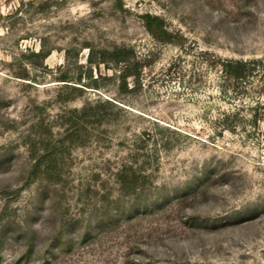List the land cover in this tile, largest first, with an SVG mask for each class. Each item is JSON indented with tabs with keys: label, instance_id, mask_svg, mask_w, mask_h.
<instances>
[{
	"label": "rangeland",
	"instance_id": "374dc122",
	"mask_svg": "<svg viewBox=\"0 0 264 264\" xmlns=\"http://www.w3.org/2000/svg\"><path fill=\"white\" fill-rule=\"evenodd\" d=\"M219 58L264 62V0H0V264H264V88Z\"/></svg>",
	"mask_w": 264,
	"mask_h": 264
},
{
	"label": "trees",
	"instance_id": "16d2710c",
	"mask_svg": "<svg viewBox=\"0 0 264 264\" xmlns=\"http://www.w3.org/2000/svg\"><path fill=\"white\" fill-rule=\"evenodd\" d=\"M145 26L149 33L163 42H174L172 32L166 27L165 20L161 16L148 15ZM135 51L129 47H115L102 51L99 63L109 61L122 64L119 77L122 81L121 89H127L126 80L137 73L140 61L135 60ZM135 60V61H134ZM92 62V60H91ZM219 69V76L223 83L234 92L243 90L258 93L264 88V62L258 59H218L215 62ZM256 78L258 84L252 83ZM262 81V82H261ZM260 83V84H259Z\"/></svg>",
	"mask_w": 264,
	"mask_h": 264
}]
</instances>
